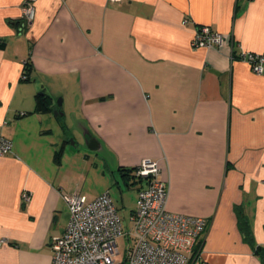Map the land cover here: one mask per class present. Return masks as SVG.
Wrapping results in <instances>:
<instances>
[{
	"label": "crops",
	"instance_id": "0c3cea01",
	"mask_svg": "<svg viewBox=\"0 0 264 264\" xmlns=\"http://www.w3.org/2000/svg\"><path fill=\"white\" fill-rule=\"evenodd\" d=\"M24 2L0 0V264H52L64 197L93 200L145 159L169 212L210 221L208 264H264V74L241 60L264 53V0H35L30 25ZM205 26L219 48L192 47ZM38 94L51 112H35ZM85 131L100 148L81 163L70 139ZM136 204L127 220L116 206L126 232Z\"/></svg>",
	"mask_w": 264,
	"mask_h": 264
},
{
	"label": "built area",
	"instance_id": "2783aa9c",
	"mask_svg": "<svg viewBox=\"0 0 264 264\" xmlns=\"http://www.w3.org/2000/svg\"><path fill=\"white\" fill-rule=\"evenodd\" d=\"M34 2H24L22 19L26 25L34 20ZM223 40V34L205 26L197 30L191 45L219 48ZM241 60L254 73L264 74V53L244 52ZM10 153L11 141L0 135V156ZM132 175L139 189L128 232L110 190L93 200L79 192L64 197L70 220L65 232L51 241L52 264H208L203 256L210 221L167 210L168 184L162 179L157 162L143 160ZM23 197L30 199L27 193ZM125 236L132 243L124 261L118 263V240ZM7 243L5 239L0 240V247Z\"/></svg>",
	"mask_w": 264,
	"mask_h": 264
},
{
	"label": "rangeland",
	"instance_id": "374dc122",
	"mask_svg": "<svg viewBox=\"0 0 264 264\" xmlns=\"http://www.w3.org/2000/svg\"><path fill=\"white\" fill-rule=\"evenodd\" d=\"M63 98L59 97L56 100L57 105H62V102L59 104V101H62ZM73 139H70V145L72 146L73 150H76L75 154L73 155L76 158H79L81 163L83 162L82 160H84V158L86 157V155L88 154H92L90 152H92L91 150H89L88 146L86 145V143H82V141L80 140V142L78 143V145L74 144L71 142ZM75 148V149H74ZM132 178V176H131ZM90 180V181H89ZM89 181V182H88ZM92 181L96 182L97 181V176L90 174L88 175V177H86V182L88 185L92 184ZM116 181H119V184H115ZM103 182H105L102 177H98V182L97 184L102 185ZM129 183V185L126 184V182H122L119 177H116V180H113L112 184H110V186L107 188L110 190L111 192V196L114 200L115 205L118 207V209L120 210V212L122 213V217L123 214L127 220L128 214L130 213V211H132L135 208V204H136V197H137V193H138V189H137V185L133 182H135V178H132L131 180L127 181ZM93 185V184H92ZM97 188V187H96ZM124 218V217H123ZM130 228V226H129ZM130 230V229H128ZM131 245V239L128 236L125 237H121L118 240V247L120 250V254L117 256L116 261L118 263L123 262L126 256V252H127V248Z\"/></svg>",
	"mask_w": 264,
	"mask_h": 264
},
{
	"label": "trees",
	"instance_id": "16d2710c",
	"mask_svg": "<svg viewBox=\"0 0 264 264\" xmlns=\"http://www.w3.org/2000/svg\"><path fill=\"white\" fill-rule=\"evenodd\" d=\"M23 23L25 24V22L23 21ZM6 47V42L5 41H2L0 40V49H4ZM30 72H31V68L30 66L28 65V63L26 62L25 64V69H24V74L23 76L25 78H22L23 81L27 82V81H30ZM51 100L49 98L48 95L46 94H38L36 96V106H35V112L37 113H49L52 111V108H51ZM62 149L60 150V153H61ZM135 169V168H134ZM134 169L132 170H121V175L122 177L126 180V184L129 185V183L127 181L131 180L133 178V171ZM132 176V178H131ZM136 184V182H133ZM239 218H240V229L242 231L243 234L245 235H249V222H248V219L247 217L245 216L244 213H240L239 214ZM255 252L256 253H260V254H264V247L262 246H256L255 247Z\"/></svg>",
	"mask_w": 264,
	"mask_h": 264
},
{
	"label": "water",
	"instance_id": "95a60500",
	"mask_svg": "<svg viewBox=\"0 0 264 264\" xmlns=\"http://www.w3.org/2000/svg\"><path fill=\"white\" fill-rule=\"evenodd\" d=\"M59 104L61 103V101L58 102ZM59 113L58 112H54V116H57ZM84 135V138H85V142H86V145L88 146V148L90 150H98V147L100 148V143L91 137V134L88 132V131H85L83 133ZM73 144H74V140L71 141Z\"/></svg>",
	"mask_w": 264,
	"mask_h": 264
}]
</instances>
